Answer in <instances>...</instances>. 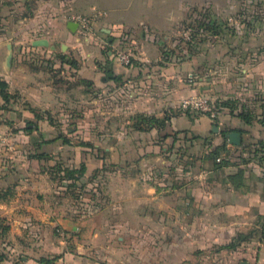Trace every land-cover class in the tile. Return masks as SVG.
Wrapping results in <instances>:
<instances>
[{"label":"crops","instance_id":"obj_1","mask_svg":"<svg viewBox=\"0 0 264 264\" xmlns=\"http://www.w3.org/2000/svg\"><path fill=\"white\" fill-rule=\"evenodd\" d=\"M212 1L77 0L66 3L43 0V6L19 20L21 23L12 33H29L32 46L18 47L14 49L15 54L11 48L5 51L0 46V75L8 81L11 91H18V97L11 100L10 105L0 96V128L8 133L15 147L13 151H0V222L5 224L0 223L3 231L0 249L3 245L11 248L6 255L0 254V260L11 263L21 251V244L29 247L38 243L64 246V256L71 264H90L93 261L85 253L86 244L105 238L101 232L103 229L113 231L115 227H132L124 217L99 222L101 206L94 200V191L89 207L93 213L91 221L70 214L68 203L64 208L52 200L54 180L47 171H36L42 167L41 160L50 159L51 153L62 157L73 148L78 160L80 151L73 141L68 143L59 137L69 132L55 133V126L49 119L48 111L51 112V105L59 101L60 95L49 80V73L46 77L43 68L23 62L21 55H34L41 50L53 56L60 46L67 49L63 51L65 53L72 48L76 55L86 51L89 58L92 54H95L93 59L96 56L102 58V50L93 52L87 49L84 42L89 38L79 37V27L75 30L70 27L74 21L69 16L71 13L87 11L94 14L95 33L101 37L109 34L107 39L112 41L120 33H144V24L152 32L163 33L171 29L173 23L182 20L190 4L203 5ZM29 35H26L28 39ZM39 40L47 43H38ZM137 46L143 50L140 40ZM218 50L210 49L203 55L204 60L198 59L200 56L189 57L194 70L191 75L196 78L200 69L208 73L210 66L219 60L233 72L241 71L237 80L225 78L222 81V86L226 87L224 98L232 100L235 109L224 107L215 118L200 111L191 115L187 110L171 116L167 114L170 120L165 130L178 137L175 141L174 136H169L170 142L178 152L181 149L183 152H179L181 160L177 162L179 174L156 181L154 185L148 177L142 180L144 177L141 176L143 189L138 211L140 239L145 252L140 254V264H264V164L255 151L260 143H264V55L257 61L250 56L252 54L237 53L224 58ZM141 58L152 62L145 54ZM57 63L61 64V60ZM174 64L175 68L182 67L179 63ZM114 70L115 77L109 79L113 86L141 87L137 92H142L138 107L146 114L153 110V104L145 102L147 99L155 98L160 104L167 102L177 106L189 94L201 89L206 91V86L200 85L203 77L200 81L184 82L182 72L174 69L170 75L162 71L161 74L167 77L154 81L153 85L160 84L159 88L164 92L162 96H153L154 93L149 92L156 86L150 90L142 88L149 80L134 77L136 72L143 75L141 65H122L115 61ZM79 73L97 82L101 69L97 64L91 69L83 64ZM165 78H169L168 81ZM243 111L251 113L252 118L245 120L240 115ZM154 114L164 116L162 112ZM150 131L159 133L156 127ZM231 131L240 133V144L229 140ZM156 146L154 151L158 152L159 145ZM221 146L225 148L215 158L213 150ZM112 148L115 146L106 147L107 150ZM30 149L44 154L43 157L30 158L27 154ZM152 152L145 153L143 163L147 164L148 159H161L160 154ZM64 188V195H70L68 186ZM112 192L113 195L119 193ZM126 193L128 195L131 191L123 192L124 196ZM124 199V203L117 205L113 212L127 214L130 211L126 196ZM56 229L62 232L56 233ZM148 246L154 247V251L148 253Z\"/></svg>","mask_w":264,"mask_h":264},{"label":"rangeland","instance_id":"obj_2","mask_svg":"<svg viewBox=\"0 0 264 264\" xmlns=\"http://www.w3.org/2000/svg\"><path fill=\"white\" fill-rule=\"evenodd\" d=\"M42 1L0 0V46L2 50L6 51L11 48L15 54L14 49L18 47L32 46L29 33H12V30L21 23L19 20L25 14L34 13L40 6H43ZM52 1L73 3L77 0ZM78 14L94 15L84 11L71 13L69 16L73 18ZM144 29H146L144 33H120L114 36L115 41L107 39L109 34L101 37L98 33H94L92 37H87L89 40L84 42L87 49L93 52L102 50V58L96 56L93 59L95 54L89 58L86 51L76 55L72 48L65 53L63 51L67 49H62L60 46L57 54L53 56L41 50L36 51L34 55H21L23 62L43 68L46 77L49 73V80L60 93L59 101L51 105V112L48 111L51 115L49 119L55 126V133H61L62 130L69 132L67 136L78 145V152L80 151L78 160L75 158L74 148L68 150L67 154L62 157L51 153L50 159L41 160L44 168L39 167L36 171H47L54 177L52 200L59 207L63 205L64 208L68 203L70 214L74 213L75 216L91 221L93 213L89 207L94 191V200L101 206V213L98 215L99 222L121 220L124 217L132 226L130 229L115 227L113 231L103 229L101 232L105 234V238L86 244L88 247L85 253L93 261L90 264H140V254L145 252V246H142L140 239L138 211L140 192L141 188L143 189L140 183L141 176L144 177L142 180L148 177L149 182L154 185L156 181L167 180L179 174L177 162L181 160L179 152H183L182 149L178 152V148L170 142L169 136L173 137L175 133L168 136L167 130H159V133L154 134L150 131L151 129L141 130L134 126L135 121L137 122L136 115L142 113L138 107L139 96L142 92L137 94L141 91V87L119 88L110 84V77L115 75V61L122 65H141L143 75L136 72L134 77L149 80V83L146 81L147 86L143 85L142 88L150 90L152 86H156L157 88L153 87L149 92H153V96H158V94L162 96L164 92L159 88L160 84L153 85L156 79L167 77L161 74L162 71L170 75L174 69H179L184 82L193 79L200 81L199 79L203 77L200 85L204 84L206 91L201 89L198 93L208 97L209 102L218 109V103L225 99L226 94V87L222 86V81L225 78L237 80L240 76L238 73L241 71L233 72V69L228 68L225 63L221 64L219 60L215 65L210 66L208 73L204 69L197 71L199 75L195 78L191 75L194 70L188 61L189 57L200 56L198 59L204 60L203 55L210 49H219L218 52L222 53L220 55L224 58L240 53L246 56L252 54L250 56H253L255 61L259 60L264 55V0H213L203 5L190 4L182 20L173 23L171 29L163 33H155L145 24ZM26 35H29V39ZM79 37L84 39L85 34L81 32ZM139 40L143 45V50L137 46ZM75 47L78 46L75 45ZM120 50L130 53L129 63L121 61L118 54ZM144 54L149 56L152 62L149 60L145 62L141 58ZM57 60H61V64L57 65L60 62L57 63ZM101 61H106L105 65ZM174 63H179L182 67L175 68ZM83 64L90 69L94 64L99 66L101 76L97 77V82L80 75L79 69ZM109 72H113V75L110 76ZM151 73L153 75H150ZM165 79L168 81L169 78ZM131 88L133 95L130 92ZM12 92L18 93V91ZM145 102L153 104V110L148 111L147 114L162 112L165 116L187 110L181 107V101L177 106H171L167 102L160 104L155 98L147 99ZM10 104H12L11 101ZM199 111L201 110L190 108L191 113ZM156 144L159 145L158 152L154 151ZM108 145H113L115 148L107 150ZM151 151L160 154L161 159L158 161L148 159L147 164L143 163L145 153ZM27 154L31 158L37 153L30 149ZM83 163L86 165V170L80 180L74 183L66 178L63 179L66 172L60 168L81 167ZM67 184L72 186L68 187L70 195L65 196L66 188L64 187L68 186ZM112 191L119 193L113 195ZM125 191L128 193L131 191L128 195L125 194L126 204L130 205V211L127 214L116 212L117 210L113 212L117 209V205L124 203L123 192ZM58 231L62 232L61 229L55 230L56 233ZM2 233L0 229V234ZM19 249L21 251L16 257L14 256L11 263L0 260V264H46V261H41L43 257L50 259V263L47 264L72 263L64 256L66 250L64 246H45L36 243L29 247L27 244H21ZM9 250L11 248L8 245H3L0 254L6 255ZM152 250L154 251V247L148 246V253Z\"/></svg>","mask_w":264,"mask_h":264},{"label":"trees","instance_id":"obj_3","mask_svg":"<svg viewBox=\"0 0 264 264\" xmlns=\"http://www.w3.org/2000/svg\"><path fill=\"white\" fill-rule=\"evenodd\" d=\"M0 96L4 99L5 103H9L11 101V99H16L18 97V93H13L10 90L9 87V83L6 79H4L1 75H0ZM219 107L218 109H223L224 107H230L232 109H235V105L234 102L230 99L228 100H221L218 103ZM188 113L191 115L190 109H187ZM203 112V111H200ZM240 115L245 119V120H250L251 117V113H245V111L241 112ZM137 122L135 121L134 126L137 129H141V130H150L154 127L158 128L159 130H165L166 126L168 125V122L170 120V117L168 115H165L163 117H158L155 114H146V113H138L137 115ZM36 117H39V115L37 114ZM168 134V133H167ZM169 136V134H168ZM59 137L64 138L65 142L70 143L71 140L67 135L61 134L59 135ZM178 137L174 136V140L176 141ZM225 146V145H224ZM224 146L218 147L216 149L213 150V155L215 158L218 157V155L221 153V151L225 148ZM258 149V150H257ZM256 151V155H259L258 159L259 161L264 164V143H260L259 147L257 148ZM44 154L42 153H37L34 154L33 156L38 157V158H42ZM61 170H64L66 172L65 176H63L66 180H69L70 182H74L76 183L78 180H80L83 175H84V171L86 170V165L83 163L81 165V167H77V166H67L65 168H60ZM79 172V173H78ZM52 179H54L53 176H51ZM73 184V183H72ZM68 187L72 186L67 184ZM42 262L46 261L45 263H50V259L43 257L41 259Z\"/></svg>","mask_w":264,"mask_h":264},{"label":"built area","instance_id":"obj_4","mask_svg":"<svg viewBox=\"0 0 264 264\" xmlns=\"http://www.w3.org/2000/svg\"><path fill=\"white\" fill-rule=\"evenodd\" d=\"M73 20L78 22V27L81 32L85 34V37H92L95 33L94 21L95 15L85 16L78 14L73 17ZM119 58L125 63H129L131 55L128 51L120 50L118 52ZM182 108L185 109H200L203 112L209 113L213 118L217 117L218 109L209 102V98L203 94L192 93L183 98L180 103ZM14 143L11 141L10 136L4 130L0 128V151L2 150H15ZM59 264V263H58Z\"/></svg>","mask_w":264,"mask_h":264},{"label":"water","instance_id":"obj_5","mask_svg":"<svg viewBox=\"0 0 264 264\" xmlns=\"http://www.w3.org/2000/svg\"><path fill=\"white\" fill-rule=\"evenodd\" d=\"M70 27L75 30L77 29L78 27V22L76 21H72L70 23ZM38 43H47L46 40H39ZM109 75L112 76L113 73L112 72H109ZM228 137H229V140L232 142V143H235V144H240L241 143V135L238 131H231L228 133ZM242 264H248L247 262H243Z\"/></svg>","mask_w":264,"mask_h":264}]
</instances>
